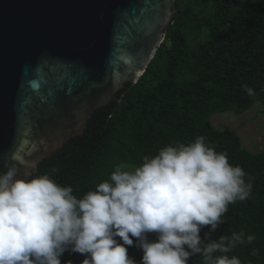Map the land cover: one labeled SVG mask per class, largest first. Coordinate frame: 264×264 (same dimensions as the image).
I'll list each match as a JSON object with an SVG mask.
<instances>
[{"label":"trees","instance_id":"1","mask_svg":"<svg viewBox=\"0 0 264 264\" xmlns=\"http://www.w3.org/2000/svg\"><path fill=\"white\" fill-rule=\"evenodd\" d=\"M175 6L174 24L144 75L119 91L118 101L96 110L84 135L41 162L37 174L58 169L53 176L57 183L72 186L73 194L82 198L108 179L116 165L139 166L145 155L203 136L253 183L251 197L229 205L225 223L211 238L218 241L241 231L252 235V244L237 245L228 255L242 264H264V151H247L235 132L211 124L215 114L239 116L256 104L264 107V0H176ZM209 232L210 226L201 230L205 243ZM156 238L148 234L149 240ZM133 240V246H126L128 255L140 264L143 252ZM253 248L258 255H251ZM64 257L66 264L86 258L70 252ZM188 264H200L199 256Z\"/></svg>","mask_w":264,"mask_h":264},{"label":"clouds","instance_id":"2","mask_svg":"<svg viewBox=\"0 0 264 264\" xmlns=\"http://www.w3.org/2000/svg\"><path fill=\"white\" fill-rule=\"evenodd\" d=\"M243 89L255 95L247 84ZM5 167L0 174V264H62L65 252L84 255L81 264H137L128 255L133 238L143 252L140 264H188L197 255L200 264H242L228 253L255 240L243 231L212 240L210 233L225 223L229 205L248 200L253 183L203 136L145 155L139 166L116 165L82 198L72 186L57 183L56 168L19 178L15 165ZM205 226H210L207 243L200 235ZM150 233L156 240L148 239Z\"/></svg>","mask_w":264,"mask_h":264},{"label":"water","instance_id":"3","mask_svg":"<svg viewBox=\"0 0 264 264\" xmlns=\"http://www.w3.org/2000/svg\"><path fill=\"white\" fill-rule=\"evenodd\" d=\"M175 1L0 0V174L5 165L37 174L136 84L174 24Z\"/></svg>","mask_w":264,"mask_h":264},{"label":"rangeland","instance_id":"4","mask_svg":"<svg viewBox=\"0 0 264 264\" xmlns=\"http://www.w3.org/2000/svg\"><path fill=\"white\" fill-rule=\"evenodd\" d=\"M211 124L216 130L235 132L247 151H264V107L259 104L239 116L230 112L215 114L211 117Z\"/></svg>","mask_w":264,"mask_h":264}]
</instances>
